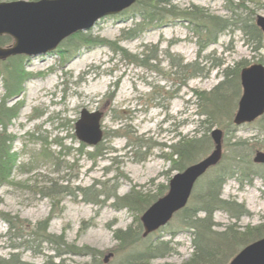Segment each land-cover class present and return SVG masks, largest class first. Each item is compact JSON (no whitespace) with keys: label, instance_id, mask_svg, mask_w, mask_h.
I'll return each mask as SVG.
<instances>
[{"label":"rangeland","instance_id":"obj_1","mask_svg":"<svg viewBox=\"0 0 264 264\" xmlns=\"http://www.w3.org/2000/svg\"><path fill=\"white\" fill-rule=\"evenodd\" d=\"M11 1L18 0H0ZM254 2L248 7L254 13L256 24L258 15L264 17V0ZM173 4L180 9L194 4L215 15H229L224 0H174ZM132 25L129 16L122 12L101 18L85 33L91 37L118 40V44L133 55L141 51L151 54L157 50V59L149 62L151 66H141L106 46L93 43L80 46L67 60H61L57 49L28 58L26 69L34 74H43L26 81L22 95L16 98L22 100L23 105L9 124L8 132L15 137L12 148L18 155L17 165L24 164L25 169L13 172L12 184L0 185V212L17 215L32 224L44 219L52 209V201L41 194L40 187L54 183L74 189L108 181L107 189L115 185L118 196L132 188L150 195L162 185L167 187L166 194L168 183L176 173L166 158L170 151L167 146L179 137L200 136L206 132V126L201 124L204 117L197 114L194 90H210L222 79V70L233 67L240 60H247L249 65H264L260 62L261 59L264 61L263 33L262 49L254 52L251 40L248 42L239 30L228 29L200 54V61L207 72L202 76L189 77L182 84V74L170 64L169 56L175 61L181 59L183 63L197 59L198 45L192 31L182 21L168 20L163 25L148 24L135 38L119 40L121 30ZM2 93L0 81V96ZM83 108L103 113L101 128L106 137L101 141L104 150L96 159L78 151L80 141L75 135V122ZM256 125L254 121L239 125L233 136L226 131L224 124L212 127L222 130L221 162H229L232 156L228 147H224L228 138L231 142L247 140L253 145L250 146L253 150L249 148V160L257 151H264V135L257 131ZM212 129L207 132L209 136ZM136 137L149 143V148L141 149L147 153L139 162L136 161L137 155L131 154L127 147L130 139L132 142ZM55 139L62 143L63 148ZM41 148L49 150L53 157H40L38 152ZM213 148L214 143L203 157ZM91 150L92 146L87 145L84 151ZM221 197L242 203L248 215L235 220L223 211H216L213 215L214 229L223 230L235 223L243 230L264 223V184L260 178L253 179L250 185H240L235 178L229 179L222 187ZM86 199L81 194L74 197L63 193L58 205L60 212L50 220L48 231L55 235L63 233L67 243L97 249L100 251L97 260L102 264H117L127 249L119 246L114 230L133 225L137 213L112 205V198L102 205ZM6 231L7 224L0 218L2 257L18 252L22 260L41 264L48 255L54 254L50 244H42L38 253H34L33 248L12 249L8 246ZM146 237H161L172 248L169 254L153 260V263L179 264L187 260L193 250L192 235L180 224L177 214ZM109 254L111 256L105 262L103 259ZM63 258L77 264H93L87 255L65 254Z\"/></svg>","mask_w":264,"mask_h":264},{"label":"trees","instance_id":"obj_2","mask_svg":"<svg viewBox=\"0 0 264 264\" xmlns=\"http://www.w3.org/2000/svg\"><path fill=\"white\" fill-rule=\"evenodd\" d=\"M174 0H137L131 7L124 10L133 25L121 30L119 40L122 38H135L148 24L163 25L168 20H179L196 36L198 45L197 59L190 63H183L181 59L176 60L169 56L170 64L178 68L182 74L183 82L187 78L202 76L207 71L205 65L200 61L201 52L213 43H216L219 35L228 30H239L248 42L253 43V51L262 49L263 39L260 29L256 26L253 11L248 7L254 0H224V7L229 15L222 17L208 12L203 7L191 4L188 8L180 9L173 4ZM13 43L11 36L0 35V46H8ZM100 44L108 47L112 52L119 53L127 60L141 66H151L150 61L156 60L158 51L151 54L141 51L138 55L128 53L118 44V40H109L102 37H91L89 33L77 32L64 41L57 48L61 60H67L80 46ZM203 58V57H202ZM28 57L25 55H13L6 59H0V81L3 93L0 96V185L12 184L10 179L15 170H24L25 166L17 165L18 155L13 150L14 135L8 132L11 121L17 117L19 109L23 105L20 99L14 97L22 95L24 84L29 79L42 75L43 73H32L26 69ZM260 62H264L262 59ZM247 60H240L233 67H225L222 70V79L210 90H194L198 107L197 114L203 116L201 124L206 127V132L200 136L179 137V139L168 145L167 159L171 162V170L179 172L188 165L198 161L212 146V141L207 132L215 125L227 128L231 136L238 126L232 122L233 113L236 111L237 102L241 95L240 71L248 66ZM206 71V72H205ZM257 131L264 135V114L257 118ZM106 137V134L103 136ZM234 138V137H231ZM228 138L224 147H228L232 156L229 162H220L211 167L196 182L187 204L175 214L180 219V224L187 228L192 235V253L190 257L179 264H227L234 254L247 244L264 237V223L245 227L240 230L233 223L227 225L223 230L214 229L213 215L216 211H223L235 220L248 215V211L242 203L221 197V190L227 180L235 178L240 185L252 184L253 179L260 178L264 184V163H254L249 160V151L252 149L247 140H235ZM59 146L62 143L54 140ZM47 143V142H46ZM86 144L80 142L78 151L86 154L88 158L96 159L104 150L101 142L92 147L91 151H84ZM149 148V143L140 138L127 143L131 154L137 155L136 161H143L147 152H142L143 147ZM251 148V149H249ZM264 148V139H263ZM248 150V154L246 153ZM253 150V149H252ZM255 150V149H254ZM40 157L51 159L53 153L41 148L38 152ZM106 182H95L91 187H75L68 189L66 186H57L55 183L40 187L42 195L52 201L50 213L42 220L32 224L27 220L19 218L6 212H0V218L7 224L6 237L9 247L12 249L33 248L38 253L42 244L52 245L53 255H48L41 264H77L63 258L65 254L87 255L92 258L93 264H102L97 260L100 251L90 246H76L67 243L64 234L55 235L48 231L50 220L60 212L59 200L63 193L76 197L81 194L93 204H105L112 198V205L118 208H126L137 213L135 223L125 229L114 230V238L119 246L126 247L127 251L120 256L117 264H171L153 263V260L163 258L171 251L169 242L161 237L143 236V226L138 214L143 213L152 203L162 196L167 187L160 186L159 190L152 194L144 195L142 191L132 188L129 192L118 196L116 186L107 189ZM98 186L99 189H96ZM90 189V193L86 191ZM92 189V190H91ZM94 190V192H93ZM88 195V197H87ZM135 224V225H134ZM56 258H59L57 261ZM0 264H35L21 259L18 252H12L8 257L0 256Z\"/></svg>","mask_w":264,"mask_h":264},{"label":"water","instance_id":"obj_3","mask_svg":"<svg viewBox=\"0 0 264 264\" xmlns=\"http://www.w3.org/2000/svg\"><path fill=\"white\" fill-rule=\"evenodd\" d=\"M137 0H18L0 2V35L12 37L13 43L0 46V59L13 55L27 57L47 54L69 36L86 32L101 18L116 15ZM264 35V17H256ZM241 95L233 117L235 125L255 121L264 114V65L254 63L240 71ZM14 97L13 99L18 98ZM101 111L83 108L75 122V135L88 146L102 141ZM213 150L198 161L176 172L168 183V192L152 203L140 216L143 236L166 225L188 202L194 185L222 155V130L210 133ZM254 163H264V151H257ZM111 254L104 257L106 262ZM227 264H264V237L240 249Z\"/></svg>","mask_w":264,"mask_h":264}]
</instances>
